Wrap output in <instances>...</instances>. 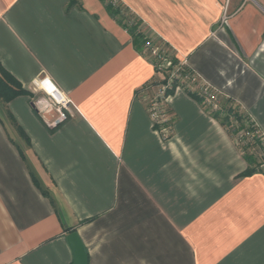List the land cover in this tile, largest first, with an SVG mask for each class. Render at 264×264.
Instances as JSON below:
<instances>
[{
	"label": "crops",
	"instance_id": "obj_1",
	"mask_svg": "<svg viewBox=\"0 0 264 264\" xmlns=\"http://www.w3.org/2000/svg\"><path fill=\"white\" fill-rule=\"evenodd\" d=\"M118 1L220 108L172 92L163 140L140 93L155 66L102 0H0V65L31 94L50 78L74 105L50 129L30 96L0 101L29 137L0 121V264H74L72 232L89 264H264V167L243 174L222 121L247 116L264 154V0Z\"/></svg>",
	"mask_w": 264,
	"mask_h": 264
},
{
	"label": "built area",
	"instance_id": "obj_2",
	"mask_svg": "<svg viewBox=\"0 0 264 264\" xmlns=\"http://www.w3.org/2000/svg\"><path fill=\"white\" fill-rule=\"evenodd\" d=\"M152 53L157 56L158 48L154 49ZM158 57L163 61V64L159 65V69H164L165 75L146 85L140 93L147 103V109L154 127H158L162 139L167 140L174 133L173 121L166 107L170 91L184 88L192 93L199 94L198 96H201L203 104L214 111L219 110L220 105L215 92L192 70L187 58H181L177 64H173L169 59L167 60L159 55ZM175 82H178L176 86ZM33 87V92H37V98L33 101V106L48 128L56 129L70 118L73 114L74 105L50 78L40 79ZM233 125L236 129H239L237 123ZM258 135L257 129L252 131L245 128L239 130L235 138L236 142L243 146L254 143L256 137H259Z\"/></svg>",
	"mask_w": 264,
	"mask_h": 264
},
{
	"label": "trees",
	"instance_id": "obj_3",
	"mask_svg": "<svg viewBox=\"0 0 264 264\" xmlns=\"http://www.w3.org/2000/svg\"><path fill=\"white\" fill-rule=\"evenodd\" d=\"M104 4L106 5L109 12L112 14L113 17L117 18L119 23L126 26L129 33L131 34L134 45L138 52L144 55L148 60L155 66L156 73L158 77H164L165 70L159 69V65L163 64V61L160 60V57H164L165 59H169L172 61L173 64H177L179 59L177 58L173 48L167 42H156L154 41L151 35H147V33L143 30V22L131 15V13H125L126 9L117 3V0H103ZM117 5V7H115ZM73 6L81 7V0H70L68 7L71 8ZM128 14V15H127ZM121 16V17H120ZM127 16V17H126ZM129 16V17H128ZM120 17V18H119ZM135 18V24L132 21V18ZM130 22L133 23L130 24ZM158 48V55L155 56L152 52L154 49ZM175 86L178 82L174 83ZM171 93L173 92L170 91ZM30 92L23 88L22 85L13 77L8 71H6L0 65V101L3 104H8L16 97L22 95H29ZM194 95V94H192ZM195 96V95H194ZM10 120L12 121L14 127L18 131L19 135L27 142H29V137L22 129V127L17 123L16 119L7 111ZM229 114V115H228ZM221 115H215L216 118L221 119ZM232 120V121H231ZM223 125L228 129L231 136H235L239 130L242 129H250L255 130V124L250 121L247 116L242 115L238 110L230 109L225 117L222 119ZM238 124L239 129H236L233 124ZM261 140L260 138L256 137L255 142L252 144H245L241 147L245 151L250 149L251 147L260 146ZM246 160L249 163V168L243 173L244 175H251L257 172L258 169L251 167V157L246 156ZM34 182L40 188L38 180L34 177ZM41 189V188H40ZM42 193L46 195V192L42 190Z\"/></svg>",
	"mask_w": 264,
	"mask_h": 264
},
{
	"label": "rangeland",
	"instance_id": "obj_4",
	"mask_svg": "<svg viewBox=\"0 0 264 264\" xmlns=\"http://www.w3.org/2000/svg\"><path fill=\"white\" fill-rule=\"evenodd\" d=\"M103 1V0H102ZM104 2V1H103ZM117 3H119V1L117 0L116 1ZM115 7H117V5L115 6ZM125 13H128L127 11H125ZM128 15V14H127ZM121 17V16H120ZM119 17V18H120ZM127 17V16H126ZM129 17V16H128ZM132 21H133V23L135 24V22H136V20H135V18L133 17L132 18ZM133 23L132 22H130V24H132L133 25ZM152 35V34H151ZM154 39V38H153ZM154 41H155V39H154ZM32 88H34V87H32ZM181 89H183V90H185L184 88H181ZM178 90V89H177ZM174 91H176L175 89L173 90V92ZM186 91V90H185ZM188 91V90H187ZM35 92V94H29L28 96H30V101H31V106H32V109H33V111L35 112V113H38L37 112V110L34 108V106H33V101L37 98V92L36 91H34ZM199 95V94H198ZM170 96H171V92H170ZM201 97V96H200ZM199 97V98H200ZM170 98V97H169ZM201 100H202V98H200ZM167 103L168 102H166V107H167ZM202 104H203V102H201ZM4 105H7V104H4ZM204 106H205V104H204ZM13 115V114H12ZM39 115V114H38ZM229 115V114H228ZM40 116V115H39ZM41 117V116H40ZM15 118V117H14ZM0 121L2 122V124H3V126L7 129V131L9 132V134H10V136L12 137V138H16V141L18 142V143H21L20 142V140L17 138L18 136H17V134L14 132V130H13V123H12V121L10 120V118H9V116H8V113L6 114V112H5V110H4V108H3V105L0 103ZM17 121V120H16ZM18 123V122H17ZM19 124V123H18ZM173 128H174V122H173ZM174 134V133H173ZM242 151H243V157H245V159H246V156H249V157H251V167L252 168H256V169H259L260 167H262L263 165H264V154L263 155H261L260 154V150H254L253 149V147H251L250 149H248V150H244V149H242ZM262 153V152H261ZM249 164V163H248Z\"/></svg>",
	"mask_w": 264,
	"mask_h": 264
},
{
	"label": "water",
	"instance_id": "obj_5",
	"mask_svg": "<svg viewBox=\"0 0 264 264\" xmlns=\"http://www.w3.org/2000/svg\"><path fill=\"white\" fill-rule=\"evenodd\" d=\"M67 240L74 255V264H89L88 253L78 233L72 232Z\"/></svg>",
	"mask_w": 264,
	"mask_h": 264
}]
</instances>
